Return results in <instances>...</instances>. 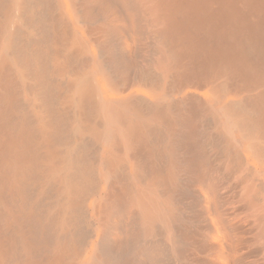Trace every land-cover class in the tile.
Here are the masks:
<instances>
[{
    "label": "bare ground",
    "instance_id": "1",
    "mask_svg": "<svg viewBox=\"0 0 264 264\" xmlns=\"http://www.w3.org/2000/svg\"><path fill=\"white\" fill-rule=\"evenodd\" d=\"M0 264H264V0H0Z\"/></svg>",
    "mask_w": 264,
    "mask_h": 264
}]
</instances>
